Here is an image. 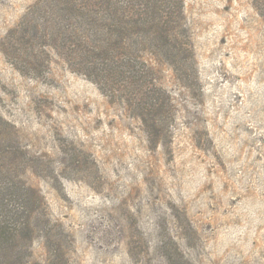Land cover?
<instances>
[{
    "label": "rangeland",
    "instance_id": "rangeland-1",
    "mask_svg": "<svg viewBox=\"0 0 264 264\" xmlns=\"http://www.w3.org/2000/svg\"><path fill=\"white\" fill-rule=\"evenodd\" d=\"M48 1L0 0L11 166L52 218L29 264H264V0H179L185 56L143 31L118 90Z\"/></svg>",
    "mask_w": 264,
    "mask_h": 264
},
{
    "label": "trees",
    "instance_id": "trees-1",
    "mask_svg": "<svg viewBox=\"0 0 264 264\" xmlns=\"http://www.w3.org/2000/svg\"><path fill=\"white\" fill-rule=\"evenodd\" d=\"M54 3L65 13L66 19L58 24L68 35L70 43L64 41L63 45L76 58L73 61H78L79 67L93 80L102 85L105 82L111 89L118 90L120 76L137 67L134 51L143 31H147V38L154 34L157 49L167 47L172 53L185 56L179 28L173 24L176 21L172 17L181 6L179 0L47 2ZM5 123L0 115V264H29L27 255L40 230L35 221L42 220L49 226L52 218L43 193L27 179L19 178L11 166L22 156L26 157V152L16 140H7L14 127ZM7 158L9 162L5 161Z\"/></svg>",
    "mask_w": 264,
    "mask_h": 264
}]
</instances>
